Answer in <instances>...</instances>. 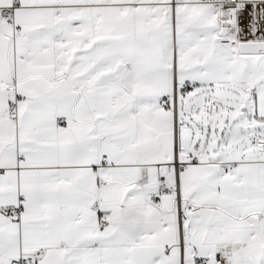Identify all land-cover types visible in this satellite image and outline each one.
Here are the masks:
<instances>
[{"label": "snow or ice", "instance_id": "snow-or-ice-1", "mask_svg": "<svg viewBox=\"0 0 264 264\" xmlns=\"http://www.w3.org/2000/svg\"><path fill=\"white\" fill-rule=\"evenodd\" d=\"M0 264H264V0H0Z\"/></svg>", "mask_w": 264, "mask_h": 264}]
</instances>
